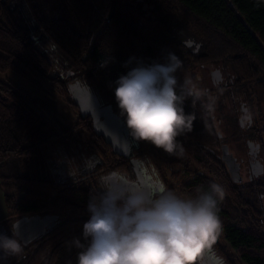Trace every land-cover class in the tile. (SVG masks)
<instances>
[{
    "label": "trees",
    "instance_id": "1",
    "mask_svg": "<svg viewBox=\"0 0 264 264\" xmlns=\"http://www.w3.org/2000/svg\"><path fill=\"white\" fill-rule=\"evenodd\" d=\"M59 11L60 18L48 19L36 0H0V72H14L39 88L47 85L75 110V129L90 135L98 163L71 182L56 179L45 149L71 138L74 129L50 121L26 93L0 80V181L8 210L0 225L12 229L23 216L54 217L53 227L25 246L15 264H78L82 249L71 242L87 244L83 225L91 215L90 196L101 192L106 177L130 176L133 159H150L164 187L182 198L208 191L211 183L222 185L221 230L209 248L222 264H264V175L246 186L231 179L221 158L222 145L229 144L212 113L219 93L205 104L207 94L177 87L193 119L192 131L178 138L183 154L136 141L128 158L96 133L93 118L81 114L70 90L73 84L91 88L125 124L115 81L137 61L164 63L171 52L180 70L222 64L235 73L231 91L249 96L256 122L249 130L264 138V112L254 103L256 93L264 99V0H60ZM57 53L66 63L64 76L51 61ZM230 122L239 126L235 118ZM166 167L173 177L184 176L180 185L171 182Z\"/></svg>",
    "mask_w": 264,
    "mask_h": 264
},
{
    "label": "clouds",
    "instance_id": "2",
    "mask_svg": "<svg viewBox=\"0 0 264 264\" xmlns=\"http://www.w3.org/2000/svg\"><path fill=\"white\" fill-rule=\"evenodd\" d=\"M180 68L179 57L171 52L164 63L137 61L115 81L114 90L129 135L174 155L184 151L178 138L193 129L184 98L177 93ZM100 189L87 205L91 214L83 225L87 244L78 238L71 242L82 249L78 264H198L221 230L220 184L211 183L208 191L194 198H182L164 186L150 189L113 174ZM12 231L11 237L0 234V251L19 257L25 245Z\"/></svg>",
    "mask_w": 264,
    "mask_h": 264
},
{
    "label": "rangeland",
    "instance_id": "3",
    "mask_svg": "<svg viewBox=\"0 0 264 264\" xmlns=\"http://www.w3.org/2000/svg\"><path fill=\"white\" fill-rule=\"evenodd\" d=\"M36 2L43 17L48 19L60 18V0H36ZM172 47L175 48V45H172ZM194 48L195 45H191V49ZM52 57L53 58H51V61L54 65L55 73L56 71H59L62 76H64L65 72L67 71L64 58L61 57V55L58 53L54 54V56ZM215 70H221L223 73V84L220 88L219 85L213 82L212 73ZM176 76L178 81L177 87L188 89L193 93L197 92L200 95L207 94V96L202 98L205 104H207V98L209 95L218 93L220 94L219 99L216 101V108H214L212 113L216 121L217 129L220 130V132L223 134L224 141L230 145L232 153L239 159H245V162L242 165L241 174L246 182L243 185L246 186V184H248L249 176V165L247 160L248 148L245 138V134L247 132H245L246 130L240 128L239 123V126H237L233 122H230V119H239L242 116L241 105H243L244 102H246V106L249 110H251L252 106L247 93H244L243 91H231V84L234 85L235 80L234 71L231 67H224L222 64H208L205 66L193 68L192 70H179L176 73ZM0 80L9 83L20 91L26 93L50 121L57 123L58 125H60V121L64 123L65 126L74 129L71 138L66 141L60 140V144L56 143L51 147L45 149V153L52 167L53 175L56 177V179L61 182H71L76 177L88 173L94 169V160L97 159L98 156L90 148V146H92L90 135L82 131L81 128L75 129V124L79 121V115L75 110H73L58 95L53 93L47 85L39 88L14 72H0ZM85 88L93 91L87 86H85ZM227 89L230 90V92ZM253 91L254 90L250 92ZM249 93L248 95H250ZM256 96L254 103L255 105H259L260 111L263 113V96L260 93H256ZM257 109H255V111ZM121 124L123 126V132L128 141L136 146V140H134L129 135V130L127 129L126 125L123 122ZM162 156L166 157L167 155L162 153ZM131 167L132 171L130 173V176L126 174H119L120 178L124 180H127V178H131L132 182H137L150 189L164 186L162 176L153 166V163L150 159H133L131 161ZM165 171L168 175V178L174 185L181 184L184 176L173 177L168 167L165 168ZM103 181H106V179L102 180V182ZM100 191L102 190L100 189ZM20 256H10V260L13 263H16L19 260ZM198 263L222 264L220 259L214 253H212L209 247L204 251Z\"/></svg>",
    "mask_w": 264,
    "mask_h": 264
},
{
    "label": "water",
    "instance_id": "4",
    "mask_svg": "<svg viewBox=\"0 0 264 264\" xmlns=\"http://www.w3.org/2000/svg\"><path fill=\"white\" fill-rule=\"evenodd\" d=\"M212 78L215 84H221V71L215 70L212 73ZM70 90L76 104L79 106L81 114L90 115L93 118V127L96 133L102 135L117 154L130 158L132 156L133 145L128 141L123 132L121 118L110 106L104 105L98 96L93 91L85 88V86L82 87L80 84H73L70 86ZM249 118L251 123L252 119L251 117ZM241 124H243V121ZM219 136L222 137L220 133ZM251 144L250 142L249 148L251 149L250 154L252 155L254 152ZM253 155L257 157V154ZM221 158L233 182L236 184L242 183L241 165L226 144L222 146ZM251 174L254 178L262 177L264 175L263 163L257 159L251 162ZM110 178H112V175ZM53 221V216H23L14 222L12 228L16 231L18 238L27 246L49 231L53 227V224L50 225ZM4 233L5 228L0 225V234Z\"/></svg>",
    "mask_w": 264,
    "mask_h": 264
},
{
    "label": "flooded vegetation",
    "instance_id": "5",
    "mask_svg": "<svg viewBox=\"0 0 264 264\" xmlns=\"http://www.w3.org/2000/svg\"><path fill=\"white\" fill-rule=\"evenodd\" d=\"M222 75H223V73H222ZM241 110H242V116L239 119L238 118L237 119L235 118V119L240 124V128L243 129V130H246L245 132H247L245 134V138H246V145H247V148H248V150H247V160H248V165H249L248 183H255V181L260 179V177L259 178H254L252 176V174H251V162H253L255 159H257L260 162H262L263 165H264V138L261 137V135L259 133H255V132L249 130L256 123L255 122V116L253 115V109L249 110L248 107L246 106V102H244V104L241 105ZM249 117H251V119H252L251 123H250V118ZM242 121H243V124H241ZM250 142L252 143L251 145L253 147L252 148V150L254 152L253 154H257V157H255L253 154L252 155L250 154V152H251V149L249 148V143ZM229 149H230V146H229ZM230 152L232 153L231 149H230ZM235 157L237 158V156H235ZM237 161L240 163L241 171H242V165L245 162V159L237 158ZM110 177H111V175L106 177L105 178L106 181L110 180ZM245 183L246 182H245V180L243 178V182L240 183V185L245 186V185H243ZM53 222H51L50 225L53 224ZM2 226L5 228V233L3 235H7V236L11 237L13 235L12 229H8L4 225H2ZM16 260H18V259H16ZM0 264H15V263H13L10 260V256H6L2 251H0Z\"/></svg>",
    "mask_w": 264,
    "mask_h": 264
},
{
    "label": "crops",
    "instance_id": "6",
    "mask_svg": "<svg viewBox=\"0 0 264 264\" xmlns=\"http://www.w3.org/2000/svg\"><path fill=\"white\" fill-rule=\"evenodd\" d=\"M133 147H134V145H133ZM97 163H98V158L94 160V164L96 165ZM112 178H113V175H112ZM127 180L131 181L132 179L127 178ZM6 215H7V206H6V202H5V190H4V186H3L2 182L0 181V219L5 217Z\"/></svg>",
    "mask_w": 264,
    "mask_h": 264
}]
</instances>
